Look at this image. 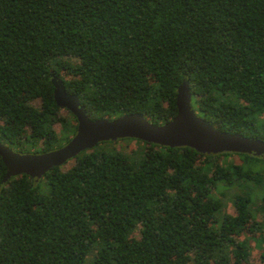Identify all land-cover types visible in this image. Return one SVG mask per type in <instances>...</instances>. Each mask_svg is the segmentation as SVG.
Returning a JSON list of instances; mask_svg holds the SVG:
<instances>
[{
	"label": "trees",
	"instance_id": "16d2710c",
	"mask_svg": "<svg viewBox=\"0 0 264 264\" xmlns=\"http://www.w3.org/2000/svg\"><path fill=\"white\" fill-rule=\"evenodd\" d=\"M54 76L91 120L153 124L176 115L187 81L198 116L264 141V0H0V142L15 152L75 134ZM114 145L37 181L4 183L0 158V264H251L237 238L257 228V191L264 216V157Z\"/></svg>",
	"mask_w": 264,
	"mask_h": 264
},
{
	"label": "water",
	"instance_id": "95a60500",
	"mask_svg": "<svg viewBox=\"0 0 264 264\" xmlns=\"http://www.w3.org/2000/svg\"><path fill=\"white\" fill-rule=\"evenodd\" d=\"M51 83L56 106L75 118L76 132L63 146L38 154L15 152L0 142V158L6 168L4 183L20 175L37 181L52 168L65 165L99 143L122 139L160 147H187L202 155L232 153L264 157L263 140L219 130L198 116L192 108V94L187 81H182L177 87L176 115L163 124H153L138 113L91 120L77 95L68 94L59 77L54 76Z\"/></svg>",
	"mask_w": 264,
	"mask_h": 264
},
{
	"label": "rangeland",
	"instance_id": "374dc122",
	"mask_svg": "<svg viewBox=\"0 0 264 264\" xmlns=\"http://www.w3.org/2000/svg\"><path fill=\"white\" fill-rule=\"evenodd\" d=\"M62 116H67L66 110H61ZM54 131L59 135L61 130L63 129L61 124H55L54 125ZM115 143V149L118 151H121V153H127L132 150L134 153H137L142 148V142L134 139H124V140H118ZM101 144L97 148H101ZM226 158L222 157L220 158V161H224ZM227 161H231L232 163L239 164L240 160L237 156H231L230 159H227ZM73 164V161H69L65 164V168H69ZM260 192L257 191L256 196H253L254 203L251 206V211L254 215V223H257L255 227L256 229L252 228L251 233H246L244 235L239 236L237 239L239 241L245 240L248 245V254H249V262L251 264H264V226L262 224L264 223V216L261 212H258L256 209V205H258L257 200L260 198ZM257 198V200H255ZM229 214H234V209L231 204V202H227L226 210ZM261 225V227H259ZM139 230L137 229L132 236L135 238H139Z\"/></svg>",
	"mask_w": 264,
	"mask_h": 264
}]
</instances>
